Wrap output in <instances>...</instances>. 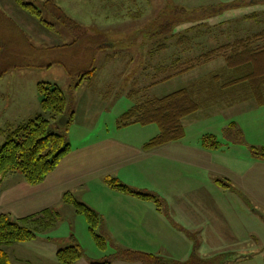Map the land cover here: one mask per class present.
<instances>
[{
  "label": "rangeland",
  "instance_id": "1",
  "mask_svg": "<svg viewBox=\"0 0 264 264\" xmlns=\"http://www.w3.org/2000/svg\"><path fill=\"white\" fill-rule=\"evenodd\" d=\"M14 1L0 0V11L26 31L34 48L22 45L21 39L24 40V36L21 28L6 27L3 24L5 16L0 14V72L5 75L0 80V92L6 94L5 102L0 104L1 128L5 130L3 125L6 119L21 121L29 116L35 108V100L33 102L32 98L36 84L50 83L61 89L75 116L69 125H62L61 118L52 122L49 130L63 135L66 142L78 147L76 149L82 145L107 143L110 138L119 143L138 146L143 140L154 136L157 131L155 126L143 128L131 125L119 130L117 120L135 103L127 97L129 91L148 85L149 78H146L144 68L148 64L150 67L155 66L178 53L179 48L173 46L172 37L188 35L194 38L190 55L197 56L236 38L264 30V0H22L24 3H33L41 11L39 19L50 23L52 28L27 26L23 17L14 14L17 10ZM46 1H52L60 7L64 15L80 29H72L63 22L56 10L44 4ZM166 23H171V30L161 33V27ZM4 37L10 39L9 44H6ZM164 43L170 45L168 49L156 54L150 53ZM222 66L221 59L214 60L151 87L147 96L162 97L205 79ZM90 70L92 73L86 74ZM82 75L85 76L84 79ZM11 90H23L15 96L23 102L13 107H4L13 98L7 95ZM229 97L231 95L225 94L224 99L202 102L201 109L182 122L188 139L192 142L197 143L202 136H214L220 144L215 149V160L225 158L227 163L234 154L243 157L250 150L246 146H234L240 144L236 141L238 138L233 133L235 128L231 122L240 126L249 125L247 121L252 119L257 120L255 123L260 128L259 131L251 128L255 134H251L250 142L254 145H250L264 149V131L261 132L264 130V108L257 107L252 101L242 105L238 104L239 101L229 104ZM38 111L49 119L47 113ZM30 116L35 117L33 113ZM4 140L3 135L0 137V146ZM121 173L111 176H119L121 183L140 191L154 188L150 179L141 177L144 175L137 173L134 177L128 171L125 177ZM150 178L154 181V178ZM99 188L98 184L91 186L92 193L96 194V197L92 195L91 198L102 203L108 202L109 198L101 194ZM74 193L77 198H84L80 189ZM224 194L227 199H237L230 192L226 191ZM65 207L55 211L66 222L61 220L49 232H37L35 242L16 245L22 247L20 250L13 253L9 250L11 264H59L55 258L56 249L75 244L82 250V258L76 264H135L116 257L119 250L152 254L161 261L165 260L166 264L184 263L194 257L198 258L189 249L173 255L165 247V242L163 244L159 240L147 241L145 246L139 247L136 240L107 239L104 218L100 217L102 224L100 223L96 232L104 237L107 246L106 251H101L86 231L85 222H82L84 228L80 224H74L72 234L75 236L64 235L65 225L70 224L68 217L72 213L69 206ZM250 221L251 230L257 237L248 236L245 240L246 245L252 249V254L246 261L241 259L239 264H264V221H255L253 218ZM244 224L248 226L246 222ZM153 242L155 244L151 247L150 243Z\"/></svg>",
  "mask_w": 264,
  "mask_h": 264
},
{
  "label": "crops",
  "instance_id": "2",
  "mask_svg": "<svg viewBox=\"0 0 264 264\" xmlns=\"http://www.w3.org/2000/svg\"><path fill=\"white\" fill-rule=\"evenodd\" d=\"M14 4L17 8L14 14L23 17L22 20L27 26L47 27L39 18L22 9L16 1ZM0 14L5 16L3 24L6 27L21 28L15 20L6 18L7 15L1 11ZM48 24L50 25L48 28L53 27L50 23ZM21 32L24 36L21 44L34 48L26 31L21 28ZM9 40L4 37L6 44H9ZM34 89L35 95L33 94L32 99L33 102L35 100V108L30 115L33 113L37 116L40 114L38 109L41 111V107L36 86ZM22 92L23 90L9 91L8 97L13 98L4 107L22 104V100L15 98ZM5 96V93L0 92V104L5 102ZM248 99L241 100L238 104L252 101L257 107L264 108V104L259 105L253 98ZM1 107L2 105L0 110ZM30 115L21 121L6 119L3 126L5 129L9 126H17L31 119ZM247 122L249 125L240 126L236 122H231L235 128L233 133L240 140L236 139L240 145L234 144V146L242 145L249 149L252 147L251 134L255 132L251 128L259 131L260 127L255 123L257 122L255 119ZM1 127L2 124H0V137H3L5 130ZM118 129H127V127H118ZM156 135L157 131L154 132L153 137ZM110 139L107 143L82 145L79 149L69 144V153L40 184L34 186L27 184L19 172L4 176L0 180V213L8 214L13 220H22L35 217L46 210L55 211L57 208H66L65 206L68 205L63 203L62 195L70 192L75 199H79V202L104 218L107 239L136 240L138 241L136 245L139 247L145 246L147 241L159 240L163 244L165 242V247L173 255L178 251L184 253L189 249L199 259L217 260L218 264H239L241 259L248 260L252 249L246 245L245 240L248 236L249 238L257 237L251 230L250 220L253 218L255 221L259 219L264 221V160L254 159L250 150L243 157L234 154L231 159L229 157L228 163L224 161L225 158L215 160V149L202 148L201 137L195 143L188 139L186 132L179 141L150 150H145L144 146L151 139L143 140L138 146ZM128 171L134 177L139 173L144 175L141 177H145V180L150 179L154 188H144L145 191L129 188L137 192H151L158 196L164 202L160 211L152 202L115 192L105 185L103 179L106 176L122 172L121 176L126 177ZM113 177L118 179L119 176ZM150 177L154 178V181ZM216 180L228 181L233 188H224ZM93 184L99 185L100 193L109 198L108 202L102 203L91 198L92 195L96 197L90 189ZM79 189L84 198L75 196L74 192ZM226 191L232 193L233 198L237 199H227V195L224 194ZM71 210L72 213L68 217L70 224L65 225L64 235L73 237L75 236L72 234L75 229L74 224H80L81 228H84L82 222L85 220L80 219L72 208ZM61 220L63 222L64 218H61L58 213L56 221L49 228L40 226L39 221L34 220H30L27 226L35 233L49 232L55 229ZM86 231L89 233L87 223ZM36 239L35 236L29 242H35ZM29 242L3 247L8 254L9 264L12 263L9 250L13 253L22 248L16 245ZM154 244L155 242L150 243L151 247ZM58 250L56 249V252ZM225 256L226 258L220 259ZM135 264L140 263L135 262Z\"/></svg>",
  "mask_w": 264,
  "mask_h": 264
},
{
  "label": "trees",
  "instance_id": "3",
  "mask_svg": "<svg viewBox=\"0 0 264 264\" xmlns=\"http://www.w3.org/2000/svg\"><path fill=\"white\" fill-rule=\"evenodd\" d=\"M15 1L30 15L41 19V11L33 3ZM44 4L56 10L62 21L72 29H80L52 1H46ZM41 21L47 27L50 26L47 22ZM170 30L171 23H166L161 27L160 32L167 33ZM193 39L188 35L172 37L173 46L179 48L178 53L166 58L167 60L158 62L155 66L150 67L148 64L144 70L142 68L143 72L146 70V78H149L148 85L133 89L127 94V97L135 103L119 116L117 126L119 128L131 125L155 126L157 135L144 146L145 150L182 139L185 134L183 120L201 109L204 101H215L226 94L231 95L229 104L248 98L255 99L259 105L264 104V30L250 36L236 38L197 56L190 55ZM169 46L167 43L161 44L152 49L150 53L156 54V52L168 49ZM217 59L223 61V66L208 74L205 79L193 82L162 97L147 96V91L151 87L191 72ZM90 73H92L91 70L86 74ZM2 76L0 72V78ZM82 78L84 79L85 76L82 75ZM36 92L40 98L41 111L47 113L49 119L39 114L24 123L5 129V140L0 146V180L7 174L19 172L27 184L32 186L40 184L70 151V145L65 141L64 136L49 130L51 123L57 122L61 117L67 119L66 125H69L73 119L74 112L68 106L63 92L59 87L50 83H38ZM200 144L202 148L211 150L220 146L216 138L211 135L202 136ZM250 154L254 159L264 160L263 148L257 149L252 146ZM103 181L115 192L152 202L158 211L163 207L164 202L151 192L133 191L112 176H106ZM216 182L224 188H233L228 181L216 180ZM62 201L70 206L75 214L84 218L96 247L105 251L106 241L96 232L101 222L99 215L75 199L70 192L62 195ZM57 217L58 213L53 210H46L35 217L22 220H13L8 214L0 213V264H9L8 254L3 250L4 246L29 242L35 238V231L27 226L30 220L39 221L40 226L49 228ZM115 256L129 262L166 264L165 260L161 261L152 254L132 250H119ZM81 258L82 250L78 244L56 252V259L60 264H74ZM171 264H218V262L194 257L188 262Z\"/></svg>",
  "mask_w": 264,
  "mask_h": 264
},
{
  "label": "water",
  "instance_id": "4",
  "mask_svg": "<svg viewBox=\"0 0 264 264\" xmlns=\"http://www.w3.org/2000/svg\"><path fill=\"white\" fill-rule=\"evenodd\" d=\"M63 121V122H62ZM60 123L62 124V125H65L66 123H67V119L65 118V117H61V119H60Z\"/></svg>",
  "mask_w": 264,
  "mask_h": 264
}]
</instances>
